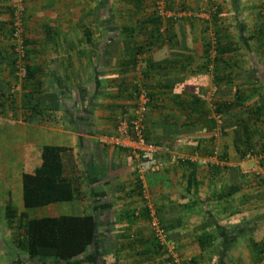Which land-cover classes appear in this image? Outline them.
Returning <instances> with one entry per match:
<instances>
[{"label":"crops","instance_id":"obj_1","mask_svg":"<svg viewBox=\"0 0 264 264\" xmlns=\"http://www.w3.org/2000/svg\"><path fill=\"white\" fill-rule=\"evenodd\" d=\"M157 2L23 0L34 75L15 87L0 26V206L10 199L23 211L20 173L44 175V155L55 153L72 198L27 212L93 214L97 225L87 251L65 264H167L171 247L177 264H264V0H163L162 40L140 28ZM8 3L0 0L2 23ZM212 36L228 48L214 59L205 50ZM145 42L132 63L130 52ZM36 82L38 95L29 96ZM139 87L150 97L145 135L162 145L157 155L166 162L136 182L131 153L105 140ZM47 91L55 110L42 108ZM237 92L245 106L212 112L211 102L232 103ZM34 101L41 111L27 122L20 104ZM260 105L261 118L245 123L250 140L237 141L238 120ZM151 214L165 245L152 239Z\"/></svg>","mask_w":264,"mask_h":264},{"label":"trees","instance_id":"obj_2","mask_svg":"<svg viewBox=\"0 0 264 264\" xmlns=\"http://www.w3.org/2000/svg\"><path fill=\"white\" fill-rule=\"evenodd\" d=\"M165 6L163 5L162 11L165 12ZM13 8L9 3L6 6V14L7 21L0 22V26L4 27L3 34L4 38L7 41L8 48L10 49V58L8 59L10 62L11 73H13V77L15 78V74L18 69L16 67V57L12 50V44L10 42V31H11V23L13 20ZM24 13L25 8L23 4V12H22V27L24 28ZM162 15L159 13V9L157 5H154L153 10L150 12L148 18L142 21L141 29H150L155 33V39H161L165 36L161 34V31H165L164 27L160 28V19ZM216 10L213 9L210 12V20L215 21ZM168 19V18H167ZM213 24V23H212ZM149 27V28H148ZM161 29V31H159ZM25 34V31H24ZM168 40V38H166ZM220 38L216 36H212L210 41L206 42V51L208 53L209 48L213 51L212 59H214L218 54H222L223 52L228 51L227 47H223L220 45ZM148 43H143L136 47V49L129 54V59L132 63L135 62V56L141 54L142 50L147 47ZM25 35L23 38V48H24V57H23V74L21 75L22 80H28L30 77H33L32 67L28 66L25 61ZM141 47V48H140ZM206 52H204V56H207ZM209 56V55H208ZM210 57V56H209ZM29 88L27 84H23L24 88H29L33 91H28L29 96L36 97L38 95L39 82L34 83ZM145 90V89H144ZM138 90H135V95ZM147 95V104L150 100V97L145 90ZM2 93H0V108L3 107ZM10 96V95H8ZM44 100L46 101L44 109L55 110L56 100L54 98L53 92L47 91L43 95ZM39 99V98H37ZM244 96L242 92H237L235 94L234 102H211L212 112L215 114H221V112H225L230 108L238 107L242 108L244 105L243 102ZM5 100V99H4ZM197 100V99H196ZM30 103V101L27 99ZM29 104V107H24V103L21 102V106L27 110V115L24 117V120L27 122L32 120L33 118H37L34 115L35 113H39L41 111L40 108H37L38 103ZM8 104L13 107L15 104V100L13 95L8 97ZM262 108V105L252 107L247 110V116L245 118H240L238 120V124L241 127V134L236 139L241 143H245L250 140V132H248L245 127V123L251 117L256 120L259 117V110ZM36 114V115H37ZM260 114V113H259ZM145 117V114H144ZM41 119V118H39ZM213 121V119H212ZM145 133V132H144ZM145 138L147 139L146 135ZM149 140V139H147ZM150 141V140H149ZM153 143L162 147V145L157 142L152 141ZM47 150V152H51ZM44 157L49 158L47 163V170L44 175L39 173H20V185H21V200L23 211L17 212L16 208L11 205L10 199H8L3 206V216L6 221L12 226V233L10 237L11 242V251L14 256H17L18 253L24 254V261L14 262L15 264H65L69 262L71 259L76 258L80 255H83L89 246L94 242L95 235L97 231V225L95 222V218L93 214H84V215H66L59 214L56 216H43V217H35L32 216L27 211L37 208L39 206L45 205L49 202L54 201H67L72 198V188L68 181L60 177V172L56 171V168L60 167L59 160L56 158V154H48L46 153ZM56 171V172H55ZM136 182L138 180L136 179ZM162 226V225H161ZM152 239L153 235H152ZM157 246V245H155ZM262 255V254H261Z\"/></svg>","mask_w":264,"mask_h":264},{"label":"built area","instance_id":"obj_3","mask_svg":"<svg viewBox=\"0 0 264 264\" xmlns=\"http://www.w3.org/2000/svg\"><path fill=\"white\" fill-rule=\"evenodd\" d=\"M13 10V20L11 23L10 42L16 57V67L18 73L23 74V38L24 29L22 27L23 0H10ZM157 7L159 13L163 15V0H158ZM147 95L143 88H138L135 99L130 109L121 108L114 115V132L106 137V142L127 149L134 159L135 178L141 182L144 175L159 171L165 164L166 158H160L157 154L163 147L149 141L144 133V114L146 111ZM216 129L220 123L218 115L214 116ZM149 226L157 244H167L164 229L154 215H150ZM170 259L167 264H177L178 258L171 247L168 251ZM264 258V253L262 255Z\"/></svg>","mask_w":264,"mask_h":264},{"label":"rangeland","instance_id":"obj_4","mask_svg":"<svg viewBox=\"0 0 264 264\" xmlns=\"http://www.w3.org/2000/svg\"><path fill=\"white\" fill-rule=\"evenodd\" d=\"M15 76L16 77L14 78L13 87H15V85L17 84V82L21 78L20 71H19V73L17 71ZM2 152L4 153L5 150L0 151V165L4 164V162L1 160L5 161V159H6L5 156L1 157V155L3 154ZM16 155H18V154H13L12 150H11V152H8V157H10V159L16 158L15 157ZM0 168H1V166H0ZM1 169H3V168H1ZM1 195H3L2 190H0V197H1ZM2 202L3 201H0L1 206H2ZM1 206H0V264H15L14 262L16 260L19 261L21 259V253H18V256H14V254H12L11 242H10V237H11V233H12V226L4 218L3 208H1ZM14 259H15V261H14Z\"/></svg>","mask_w":264,"mask_h":264}]
</instances>
